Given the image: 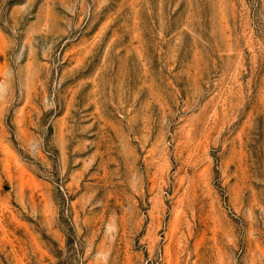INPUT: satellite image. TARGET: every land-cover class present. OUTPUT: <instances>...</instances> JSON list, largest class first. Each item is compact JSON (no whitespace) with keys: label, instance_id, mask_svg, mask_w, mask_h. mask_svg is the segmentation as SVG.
I'll use <instances>...</instances> for the list:
<instances>
[{"label":"rangeland","instance_id":"1","mask_svg":"<svg viewBox=\"0 0 264 264\" xmlns=\"http://www.w3.org/2000/svg\"><path fill=\"white\" fill-rule=\"evenodd\" d=\"M0 264H264V0H0Z\"/></svg>","mask_w":264,"mask_h":264}]
</instances>
